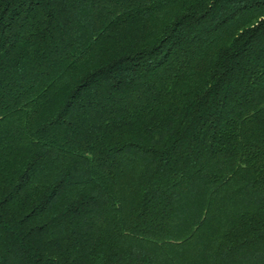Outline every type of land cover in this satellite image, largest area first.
<instances>
[{"label": "trees", "instance_id": "obj_1", "mask_svg": "<svg viewBox=\"0 0 264 264\" xmlns=\"http://www.w3.org/2000/svg\"><path fill=\"white\" fill-rule=\"evenodd\" d=\"M0 264H264V0H0Z\"/></svg>", "mask_w": 264, "mask_h": 264}]
</instances>
